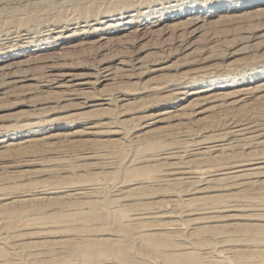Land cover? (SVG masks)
<instances>
[{
  "label": "rangeland",
  "instance_id": "obj_1",
  "mask_svg": "<svg viewBox=\"0 0 264 264\" xmlns=\"http://www.w3.org/2000/svg\"><path fill=\"white\" fill-rule=\"evenodd\" d=\"M0 140V206L20 209L0 210V264L4 257L13 264H115L113 254L85 257L47 245L85 232L122 242L142 264H163L160 253L171 241L190 258L219 253L228 257L223 264H264V232L252 238L264 229V0H0ZM202 145L212 157L198 153ZM166 151L186 164L178 176L201 171L188 190L152 181ZM247 158L260 161L236 173L256 183L220 179L204 189L202 170ZM215 177L223 175L208 180ZM54 187L60 191L32 194ZM76 189L86 196L76 199ZM204 202L239 220L192 231L195 215L186 211ZM160 204L181 233L146 243L135 233L154 223L134 225L129 215ZM55 209L59 223L38 218V210ZM88 212L94 216L86 219ZM217 231L237 244L228 256Z\"/></svg>",
  "mask_w": 264,
  "mask_h": 264
},
{
  "label": "bare ground",
  "instance_id": "obj_2",
  "mask_svg": "<svg viewBox=\"0 0 264 264\" xmlns=\"http://www.w3.org/2000/svg\"><path fill=\"white\" fill-rule=\"evenodd\" d=\"M84 8V7H83ZM86 8V7H85ZM87 10V9H86ZM97 10V9H96ZM105 10V9H104ZM85 11V10H84ZM87 12V11H86ZM97 13V12H96ZM97 17V16H96ZM88 19V18H87ZM198 19V18H197ZM77 20V19H76ZM74 22V21H73ZM195 22V21H194ZM45 30H48V29H45ZM117 30V29H116ZM137 31V30H136ZM16 33H18V32H16ZM148 33V32H147ZM6 35V34H5ZM104 38V37H103ZM108 39V38H107ZM30 40V39H29ZM96 40V39H95ZM179 40V39H178ZM183 44V43H182ZM9 46V45H8ZM120 61V60H119ZM123 63V62H122ZM50 66H51V64H50ZM105 69V68H104ZM102 71V70H101ZM41 75V74H40ZM106 75V74H105ZM42 76V75H41ZM58 77V76H57ZM53 78L52 79V81H53V83L55 82V84H58V86H62L63 85V81H62V79H58V78H60V76L58 77V78ZM108 78V76L106 77V79ZM105 79V78H104ZM16 80H18V79H16ZM40 80V79H39ZM22 81V80H21ZM19 82V81H18ZM8 83V82H7ZM66 84V83H65ZM71 86V85H70ZM39 87V86H38ZM51 88V87H50ZM69 89V88H68ZM65 90V89H64ZM70 92H71V90H70ZM200 91H198V90H191L190 91V94L191 95H196V93H199ZM243 94V93H242ZM72 95V94H71ZM199 96V95H198ZM211 97V96H210ZM198 98V97H197ZM200 98V97H199ZM182 99V98H181ZM161 113V112H160ZM263 125V124H262ZM254 129H256L255 127H254ZM231 130V129H230ZM235 130V129H234ZM245 130V129H244ZM252 130V129H251ZM224 131V130H223ZM226 131V130H225ZM237 131H241V130H239V129H236V133H238ZM229 132V131H228ZM233 132V131H232ZM231 132V133H232ZM242 132V131H241ZM226 133V132H225ZM236 133H234L235 135H237ZM243 133H245V132H242L241 134H243ZM262 134V133H261ZM232 135V134H231ZM250 135V134H249ZM223 136V135H222ZM222 136H220V137H222ZM225 136V135H224ZM223 136V137H224ZM227 136H228V134H227ZM257 136V135H256ZM208 137V136H207ZM218 137V136H217ZM237 137V136H236ZM254 137V136H253ZM204 138V137H203ZM225 138V137H224ZM249 137H247L246 139H248ZM202 139V138H201ZM200 139V140H201ZM234 139H235V137H234ZM240 139H241V137H240ZM243 139V138H242ZM245 139V140H246ZM254 140H255V137L253 138ZM259 139V138H258ZM203 140V139H202ZM220 140H221V138H220ZM233 140V139H232ZM245 140H244V142H245ZM248 140H250V139H248ZM247 140V141H248ZM251 140H252V138H251ZM251 140H250V143H251ZM1 141V140H0ZM198 141V140H197ZM196 141V142H197ZM28 142H30V140L28 141ZM195 142V143H196ZM202 142V141H201ZM229 142V141H228ZM234 142V141H233ZM243 142V143H244ZM203 144H204V142H202ZM205 143H207V141H205ZM232 143V142H231ZM235 143V142H234ZM238 143V142H237ZM246 143H248V142H246ZM257 143H258V141H257ZM201 144V143H200ZM256 144V143H255ZM232 145L233 144H231V145H229V147L231 146L232 147ZM238 145V144H237ZM237 145H233V146H237ZM245 145V144H244ZM258 145V144H257ZM239 146H240V144H239ZM256 146V145H255ZM210 145L208 146V145H202V146H200V150H199V154H202V156H203V154L205 155V156H208V157H212V156H209L208 155V152H209V149H210ZM230 147V148H231ZM238 147V146H237ZM215 148V147H214ZM233 148V147H232ZM194 149V148H193ZM212 149V148H211ZM179 150V149H178ZM228 150V149H227ZM230 150V149H229ZM228 150V152H231V151H229ZM172 151V150H171ZM175 151V150H174ZM167 152V151H166ZM165 152V153H166ZM176 152H178V151H176ZM184 152V151H183ZM195 151H193L192 152V154H195L194 153ZM228 152H225L226 154L228 153ZM232 152H234L233 151V149H232ZM168 153V152H167ZM211 153V152H210ZM236 153V152H235ZM175 153L174 152H169L168 153V155H164V157H162L163 159L161 160V162L160 163H157V166L158 167H160V169L157 171V176H156V178H154V179H152V177L150 178V179H152V181H155L156 183L159 181V182H161L162 184H163V186H165V187H167V188H169V187H171L172 189H174L172 186H178V187H186V186H189V184H191V183H193L194 181H196V180H194V178L193 177H195L197 174H198V176L200 177L201 175V171H199V172H197V171H193L192 169H188V171H185V172H182V175L181 176H178L177 175V173H176V171H177V169L178 168H181V169H183V164H185V162L183 161V162H179V161H181V160H179L178 159V157H177V159L179 160V161H177V159H176V157H175V155H174ZM184 154V153H183ZM197 154V153H196ZM219 154V153H218ZM223 155H225L224 153H222ZM182 155V154H181ZM198 155V154H197ZM228 155H229V153H228ZM227 155V156H228ZM183 156V155H182ZM187 156V155H186ZM222 156V155H221ZM229 156H233L232 154H230ZM193 157V156H192ZM196 157V156H195ZM208 157H206L207 159H208ZM223 157H225V156H223ZM253 157H255V156H253ZM258 159H259V157L258 156H256ZM198 158H200L199 156H198ZM203 158H204V156H203ZM205 158V159H206ZM216 159H217V157H215ZM220 158V160H221V158L222 157H219L218 156V159ZM226 158V157H225ZM256 158V159H257ZM262 158H264L263 156H262ZM195 159V158H194ZM212 159H214V158H212ZM255 159V158H254ZM257 159V160H258ZM196 160H198L197 158H196ZM220 160H218V161H220ZM241 159H236V161H240ZM247 160H248V158L246 159V162L244 163V164H240V165H238L236 162H235V160H234V162L235 163H230V165L228 164V161L227 162H225L227 165H229V166H226V164H223V165H225V166H223L222 165V163H221V165H222V167H220L219 166V164H218V166H219V168H217V169H215L214 171L213 170H202V173L205 175L204 176V181H202V184L204 185L205 184V186H204V189L206 188V189H208V187H209V185H211V186H213L214 185V183H217V181H219L220 179H226V180H228V181H236L237 182V180L239 179V180H241L240 182H242V185H245V186H247V187H250L251 186V183H256V180H248V179H244V178H241V176L243 177V174L241 175L240 173V175L239 174H237L236 172H238V171H242V169L241 170H239L240 168H241V165H253V164H256V163H259V162H257V160H253V158H252V162H248L247 163ZM191 161V160H190ZM217 161V160H216ZM243 161H245V159H243ZM242 161V162H243ZM258 161H260V160H258ZM262 161V160H261ZM192 163V162H191ZM238 163H241V162H238ZM159 164V165H158ZM231 164H235V165H231ZM182 165V166H181ZM186 165V164H185ZM193 165V164H192ZM207 166V165H206ZM205 166V167H206ZM217 166V167H218ZM188 167V166H187ZM203 167V166H202ZM204 167V168H205ZM208 167V166H207ZM211 167V166H210ZM259 167H261V166H257V167H246V170H247V168L249 169V171H252L253 169L255 170H257ZM196 168V167H195ZM204 168H202V169H204ZM174 169H176V170H174ZM208 169V168H207ZM213 169V168H212ZM262 169L263 170H261V172L263 171L264 172V166L262 167ZM172 170H174L175 171V173L174 172H171ZM184 170H185V168H184ZM187 170V169H186ZM197 170V169H196ZM201 170V169H200ZM244 170V169H243ZM180 171H182V170H180ZM178 173H179V170H178ZM214 173V174H213ZM234 173H236V174H234ZM242 173V172H241ZM252 174H254V173H256V172H254V171H252L251 172ZM251 173L249 174V175H251ZM202 174V175H203ZM216 174H221V175H223V178H219V177H215L214 179H210V180H208V176H214V175H216ZM244 175H245V173H244ZM197 176V177H198ZM246 176V175H245ZM260 176V175H259ZM250 177V176H249ZM249 177H247V178H249ZM255 177V176H254ZM191 178H193V180L194 181H192L191 180ZM196 178V177H195ZM198 179V178H197ZM218 179V180H217ZM238 180V181H239ZM147 181V180H146ZM141 182V181H140ZM142 182H144V181H142ZM155 182H153V183H155ZM158 182V184H161V183H159ZM235 182V183H236ZM151 183V182H150ZM149 183V184H150ZM153 183H151V185L153 184ZM155 183V185H158V184H156ZM197 183H199V182H197ZM233 184H234V182H232ZM209 184V185H208ZM232 184V185H233ZM236 184H239V187H240V183L238 182V183H236ZM250 184V185H249ZM235 185V184H234ZM202 186V185H201ZM236 186V185H235ZM59 187V186H58ZM58 187H54V188H49V190H46L47 188H43V189H39L38 188V190L36 191V193H32V194H38V195H42V194H48V193H55V192H58V191H60V188H58ZM247 187H244L243 186V188H240V191H243V190H245ZM42 188V187H41ZM189 188V187H188ZM188 188H185V189H187L188 190ZM194 188V187H193ZM192 188V189H193ZM237 188V187H236ZM35 189V188H34ZM203 189V190H204ZM210 189V188H209ZM82 189H76V191H74V193L73 194H75V197H76V199H78V198H82V197H85L86 196V194H87V192H85V190L84 191H81ZM199 190V189H198ZM202 190V191H203ZM27 191V190H26ZM25 191V192H26ZM29 191H32V190H29ZM62 191V190H61ZM63 191H65V189L63 190ZM172 191V190H171ZM196 191V190H195ZM195 191H192V192H195ZM24 192V193H25ZM89 192V191H88ZM168 192V191H167ZM181 192V191H180ZM187 192V191H186ZM204 192V191H203ZM29 193V192H28ZM31 193V192H30ZM72 193V192H71ZM169 193H170V191H169ZM198 193V192H197ZM26 194V193H25ZM171 194H173L172 192H171ZM209 194V193H208ZM9 195V194H8ZM7 195V196H8ZM177 195H178V193H177ZM88 196V195H87ZM194 196V195H193ZM213 196V195H212ZM217 196V195H216ZM4 197V196H3ZM7 198H10V196H8ZM34 198H35V196H34ZM43 198V197H42ZM184 198V197H183ZM182 198V199H183ZM207 198H210V197H207ZM181 199V198H180ZM186 198H184L183 200H185ZM190 199V198H189ZM2 200V199H1ZM81 201V200H80ZM78 202V204L79 203H81V202ZM165 201V200H164ZM186 201V200H185ZM58 202V201H57ZM162 202V201H161ZM168 202H169V200H168ZM175 201H173V203H174ZM62 203V202H61ZM91 203V202H90ZM89 203V204H90ZM165 203V202H164ZM172 203V202H171ZM78 204H76V205H78ZM94 204V203H93ZM96 204V203H95ZM168 204V203H167ZM177 204V203H176ZM189 204V203H188ZM188 204H186V206L188 205ZM196 204V203H195ZM7 205V208L5 207ZM59 205V204H58ZM62 205V204H61ZM61 205H60V207H61ZM75 205V204H74ZM80 205V204H79ZM156 205V204H155ZM83 206V205H82ZM81 206V207H82ZM90 206H91V204H90ZM229 205H227V207L226 208H229L228 207ZM3 207V208H2ZM96 207V206H95ZM98 207H100V206H98ZM102 207H104V206H102ZM97 208V207H96ZM218 208H220V206L219 205H215V204H209L208 202L207 203H202V204H200L199 203V205H196L195 207H193V208H191V209H187V211L186 210H184V212L186 211V213H191L192 215H195V217L193 216L192 218H190L189 219V221L191 222V229H192V231H197V230H200L201 228H205V227H207L208 228V226L209 227H211V226H221V225H224V223H226L227 221H229V220H239V218H235V217H237L236 215H222L220 212H221V210H222V207H221V210L219 211V209ZM3 209H6L7 211H4L3 213H8L9 215H18L17 213H19L20 212V209H18V208H16V207H8V204H3V205H1L0 206V210H3ZM101 209V208H100ZM100 209H97V210H100ZM103 209H106V208H103ZM224 209V208H223ZM230 209V208H229ZM90 210V209H89ZM102 210V209H101ZM174 210V209H173ZM173 210H171V211H173ZM41 210H38V213H39V216L40 217H38V218H40L42 221H47L48 220V222H50V223H52V222H55V221H58L57 223H59L60 222V220H59V217L61 216V211L60 210H58V209H55V211H53V212H49V213H47V212H40ZM88 211V210H87ZM103 211V210H102ZM93 213H94V211H93ZM93 213L91 214V212H88L87 213V215H86V219L87 218H89V217H93L94 215H93ZM165 213H167L166 212V208H165V205H163V204H160V205H157V206H152V207H140V208H133L132 209V211H131V214L129 215L130 216V218H129V220L131 221V223L132 224H136V225H138V224H143L144 222H147V221H152L154 224H150V225H147V226H142L143 228H141V230L139 231H137L136 233H135V237H136V235L140 238V239H142V240H144L146 243H151V244H157V242H164L165 241V238L167 239L168 237H163L162 236V234H163V232H165V233H167V234H169V235H171V233H173V234H175L176 232H178V233H181V228L182 227H180L179 226V220H178V222H177V220H175V219H172L171 217L173 216V215H170L169 214V212H168V214H165ZM183 213V212H182ZM95 214H96V212H95ZM99 214H100V212H99ZM34 215V214H33ZM107 216V215H106ZM103 217V216H102ZM164 217H166V218H169V220L168 221H164ZM174 217V216H173ZM95 218V217H94ZM92 219V218H91ZM96 219V218H95ZM39 220V219H38ZM94 220V219H93ZM122 220V219H121ZM186 220V219H185ZM87 221V220H86ZM39 222V221H38ZM122 222H124L123 220H122ZM235 223V222H234ZM233 223V224H234ZM122 223H120V225H121ZM231 224V223H230ZM229 224V225H230ZM263 227H264V225H262ZM42 227V226H41ZM119 228V227H118ZM126 228V227H125ZM129 228V227H128ZM243 230H245V229H247L248 227H246V226H242L241 227ZM38 229V228H37ZM41 229V228H40ZM47 229V228H46ZM45 228H44V230H46ZM86 229V228H85ZM87 229H88V227H87ZM91 229H93V228H91ZM90 229V230H91ZM120 229L122 230V229H124V225H122L121 227H120ZM119 229V230H120ZM39 230V229H38ZM43 230V232H41L42 231V229H41V233H44V235L47 233V235H48V232L47 231H44ZM56 230H58V231H60V233L61 232H63V231H65V230H59V229H56ZM90 230H89V232H90ZM94 231H95V229H93ZM35 232H36V230H34ZM33 231V235H35L36 233L37 234H39L38 232H34ZM48 231H50L49 229H48ZM54 231V230H53ZM57 231V232H58ZM66 231H69V230H66ZM65 231V232H66ZM52 232V231H51ZM50 232V233H51ZM56 232V233H57ZM65 232H63V233H65ZM261 232H264V229H256L255 230V232L253 233L254 234V236L252 237V238H254V240H261L262 238H260V237H258L259 236V234L261 233ZM26 233V232H25ZM25 233H23L24 235H25ZM30 233V232H29ZM55 233V232H54ZM59 233V234H60ZM62 233V234H63ZM69 233V232H68ZM86 233V232H85ZM85 233H84V235H82V234H74L73 235V237L71 236L70 238H65V239H63V238H61L60 240H58V239H56V238H53V239H56L55 241H53L51 238V240H52V242L50 241V243H48L47 245L49 246V245H51V244H53L52 246L53 247H55V246H57V245H60V247L61 248H63V247H66V248H70V250H79V251H81L83 254H84V256L85 257H88L89 255H93V254H113V255H115V257H116V263L115 264H142L141 262L139 263V262H137L138 260H136V261H134V260H132L131 259V257L129 256V255H127L126 254V252H125V245H122V242H121V244H120V246H119V243H117L118 245H116L115 244V242H109L110 240L108 239V238H98V237H87L86 235H85ZM188 233V232H187ZM222 232H219V231H217V232H214V234H218L217 235V237L216 238H218L219 240L218 241H221V239H223V241L226 243V244H224L225 246H224V249L225 250H223L224 252H225V255H229V254H231L233 251H235V250H233V248H234V246L236 245L237 246V244H231L230 243V241H234V240H232V239H227L226 237H224V236H222V235H219V234H221ZM102 234V233H101ZM20 236H21V234H19ZM26 235H28V234H26ZM43 235V236H44ZM38 236V235H37ZM50 236V235H49ZM64 236H66V235H64ZM86 236V237H85ZM174 236H176V237H180L181 236V234H176V235H174ZM184 236V235H183ZM216 236V235H215ZM214 236V237H215ZM62 237V236H61ZM102 237H103V235H102ZM213 237V236H212ZM39 238V237H38ZM41 238V237H40ZM59 238V237H58ZM138 238V239H139ZM122 239V238H121ZM139 239V240H140ZM24 240V239H23ZM35 240V239H34ZM34 240H33V242H34ZM40 240H42V241H45L44 239H40ZM141 240V241H142ZM217 240V239H216ZM36 241V240H35ZM39 241V240H38ZM48 241H49V238H48ZM59 241V242H58ZM229 241V242H228ZM32 242V241H31ZM30 241L28 242V243H31ZM46 242H47V240H46ZM117 242V241H116ZM119 242V241H118ZM228 242V243H227ZM43 243H45V242H43ZM124 243V242H123ZM178 243L179 242H177V243H172V241L171 242H169L168 244H167V246L168 245H170V246H172L173 248H171V250H167V252H165V253H160V258H161V260L163 261V264H194L195 262H197L198 264H223L224 262H226L225 261V259L227 260V258H226V256H224V257H222V256H217V255H210L209 257H207V258H200L199 256H196L195 254H197V253H195L194 254V256L193 257H189L187 254L189 253V252H187V251H185L186 250V248H185V250L184 249H182V251H180V250H178V249H175L176 248V246L178 245ZM185 243H186V241H185ZM31 244H36L37 245V242L36 243H31ZM42 244V243H41ZM183 244V243H182ZM24 245V244H23ZM47 245H44V246H47ZM179 246L181 247V244H179ZM189 245H187V247H188ZM59 247V248H60ZM182 247L184 248V245H182ZM221 247H223V246H221ZM179 248V247H178ZM220 248V247H219ZM236 248V247H235ZM178 250V251H177ZM184 250V251H183ZM221 250V249H220ZM2 251V250H1ZM217 251V250H216ZM215 251V252H216ZM222 251V252H223ZM2 253H4V251H2ZM227 255V256H228ZM3 256V255H2ZM10 257V256H9ZM134 258V257H133ZM13 259V258H12ZM1 260V259H0ZM200 262V263H199ZM1 264H13L12 263V261H11V259H8V257L7 258H5L4 257V259H3V262L1 263ZM15 264V263H14ZM37 264H43V263H37ZM49 264H58V262L56 263V262H54V261H51V262H49ZM145 264V263H144Z\"/></svg>",
  "mask_w": 264,
  "mask_h": 264
}]
</instances>
